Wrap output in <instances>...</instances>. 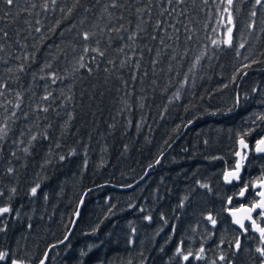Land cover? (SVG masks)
I'll return each mask as SVG.
<instances>
[{
    "label": "trees",
    "instance_id": "16d2710c",
    "mask_svg": "<svg viewBox=\"0 0 264 264\" xmlns=\"http://www.w3.org/2000/svg\"><path fill=\"white\" fill-rule=\"evenodd\" d=\"M254 4L0 0V264H264L226 214L257 203L264 155L223 181L264 139Z\"/></svg>",
    "mask_w": 264,
    "mask_h": 264
},
{
    "label": "snow or ice",
    "instance_id": "6c2138e0",
    "mask_svg": "<svg viewBox=\"0 0 264 264\" xmlns=\"http://www.w3.org/2000/svg\"><path fill=\"white\" fill-rule=\"evenodd\" d=\"M4 3H6L7 5H14L16 0H3ZM169 2H171V0H169ZM55 3V0H53V4ZM226 3L228 5V8H231L233 3H234V0H226ZM256 5H261V6H264V0H255V4L253 5V7L255 8ZM115 3L113 4V7H115ZM228 9H225V11H227ZM61 11H63V9H61ZM69 12H71V9H69ZM256 15V12L253 11L252 12V16H255ZM0 19H3V17H0ZM229 24H231V16H229ZM254 25L250 24L249 27H253ZM232 32H233V29L232 27H228L227 28V39L223 41V43L227 44V45H232V42H233V37H232ZM5 35H7V33H5ZM90 35H94V34H90L88 32H85L83 33V38L84 40H88L90 38ZM135 35V34H134ZM130 39L132 37H129ZM213 44H216L217 41L213 40L212 41ZM244 45L241 44L240 47H243ZM122 50V49H121ZM85 51H87V49H85ZM95 51H99V49H95ZM104 53H100V55L102 56ZM83 67V65H81ZM11 70V69H9ZM89 71H91V69H89ZM55 75V74H53ZM45 99H47V97H45ZM44 111H47V109H44ZM6 135V130L5 129H0V139L3 138V136ZM36 139V136H33L32 137V140H35ZM25 152L28 151L27 148L24 149ZM256 151L258 152H264V139L260 140V141H257L256 142ZM61 159H64V157H61ZM159 162V161H157ZM239 168H240V165L238 164L236 166V171L233 172V173H230L228 175L225 176V179H228L229 176H235L236 178H239L238 176V173H239ZM13 171V169L9 168L8 169V172L11 173ZM261 186L264 187V182H261ZM40 186L39 185H36L35 187H33L31 189V195L35 196L37 194V190ZM12 193H15L16 192V189L13 188L12 190ZM0 195H3V192H0ZM240 195L243 196L244 195V191L242 190L240 192ZM258 195H260L261 197H264V192H260ZM256 209H261L262 211L259 213V215L261 217H264V199H261L260 201H258L257 203H254L253 206L249 209L246 210V215L243 219H236L235 220V223L239 224L241 228L244 229V231L246 232L248 229L245 227V224H244V220H248L251 222V225L253 228H255V230L257 232H259L260 234V238L262 241H264V227H261L260 225H258L256 223V221L254 219H252V216L250 213H252L253 211H255ZM13 210L10 206H6V207H0V216H3L4 214L6 213H11ZM146 219H151V217H146ZM208 219L211 221L212 224H215L216 221L211 217L209 216ZM65 239H67V237H65ZM235 248L236 249H239L240 248V241L237 240L236 243H235ZM177 252L179 253L180 252V249L178 248L177 249ZM201 252H203V249H201ZM257 252L260 253V255L262 257H264V247H261V248H257ZM192 253L189 252L188 255H184L183 256V259L185 261H187L189 259V256H191ZM9 256V253L7 252H0V261L2 260H5L7 259ZM200 257H197V259H199ZM220 260H225V257L223 255H221L219 257ZM11 264H22V262L20 261H17V260H12L11 261ZM41 264H44V261L42 260L41 261Z\"/></svg>",
    "mask_w": 264,
    "mask_h": 264
},
{
    "label": "water",
    "instance_id": "95a60500",
    "mask_svg": "<svg viewBox=\"0 0 264 264\" xmlns=\"http://www.w3.org/2000/svg\"><path fill=\"white\" fill-rule=\"evenodd\" d=\"M257 153H260L262 155H264V152H258L256 151ZM251 154V144L249 142H247L244 138L240 139L239 142H238V151H237V154H236V158H237V163H236V166L239 164L240 165V168H239V173H238V176L239 178H236L235 176H229L228 179H225V176L230 174V173H233L236 171V166L234 169L232 170H228L225 172L224 176H223V181L226 185L228 186H232L233 184H240L241 182V178L244 174V169H245V166L247 165V162L249 160V156ZM261 182H264V179L261 180V181H258L254 184L253 186V191L254 192H257V198H258V201H260L261 199H264V197H261L260 195H258L260 192H264V187L261 186ZM244 191V195L241 196L240 194L237 196V200L239 202H242L245 200V198L247 197V194L249 192V187H245L242 189ZM241 190V191H242ZM252 206H248V205H241L239 207H235L233 208L232 207V200L230 199L228 201V209L226 211V214L227 216L230 218L231 220V223L232 225L240 232L242 233L243 235H246L247 231L245 232L243 228L240 227L239 224L235 223V220L240 218V219H243L245 217V215L247 214L246 213V210L251 208ZM262 210L261 209H256L255 211H253L251 214L252 216V219H254L255 215H257L259 212H261ZM255 220V219H254ZM76 221V220H75ZM256 221V220H255ZM257 223V222H256ZM244 224H245V227L247 224H251L250 221L248 220H244ZM258 224V223H257ZM259 225V224H258ZM253 232L256 233L258 236H260L259 232H257L255 230V228H253ZM240 241V240H239ZM241 244V242H240ZM239 249H237L238 251ZM46 259V258H45Z\"/></svg>",
    "mask_w": 264,
    "mask_h": 264
},
{
    "label": "flooded vegetation",
    "instance_id": "af4514ba",
    "mask_svg": "<svg viewBox=\"0 0 264 264\" xmlns=\"http://www.w3.org/2000/svg\"><path fill=\"white\" fill-rule=\"evenodd\" d=\"M253 153H255L256 155H262V154L256 152V146H255V147H252V146H251V154H250V156H251ZM250 156H249V157H250ZM256 197H257V192H256ZM257 202H258V198H257ZM252 206H253V205H252ZM259 213H260V212H259ZM259 213H258L257 215H255L254 219L256 220V222H257L261 227H264V217H261V216L259 215ZM246 228L248 229V230H247V233H248V232H251L252 234L258 236L256 233L253 232V229H252V225H251V224H247V225H246ZM247 233H246V234H247ZM258 238L260 239V241H261V243H262V246L264 247V241L261 240L260 236H258Z\"/></svg>",
    "mask_w": 264,
    "mask_h": 264
}]
</instances>
